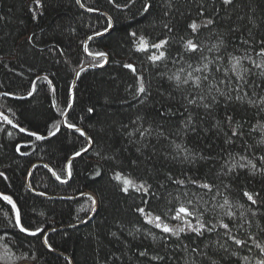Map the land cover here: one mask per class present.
<instances>
[{
	"label": "trees",
	"instance_id": "trees-1",
	"mask_svg": "<svg viewBox=\"0 0 264 264\" xmlns=\"http://www.w3.org/2000/svg\"><path fill=\"white\" fill-rule=\"evenodd\" d=\"M81 3L96 14L83 11L77 0H0V94L16 98H0V113L42 136L62 128L76 72L106 63L89 58L84 45L109 30L107 17L113 22L107 36L88 46L91 56L105 53L109 61L80 74L66 122L83 130L93 146L73 162L67 185L56 183L43 167L30 179L36 193L50 197L90 192L99 209L85 226L49 235L48 244L72 264L264 260V67L256 66L264 65V0ZM145 4L151 5L147 12ZM208 19L213 23L196 32L189 27ZM140 37L148 41L146 51L137 50ZM189 39L198 51L186 49ZM164 40V47H151ZM161 52V59H150ZM233 57L240 59L239 75ZM129 64L135 72L125 67ZM176 76L189 82L178 85ZM140 77L145 93H138ZM193 99L196 103H189ZM88 147L77 132L61 129L41 141L0 118V194L13 199L25 227L43 229L36 236L21 232L15 209L0 196V264H67L47 252L43 236L83 222L93 200L41 198L29 191L26 176L34 164L44 163L65 181L69 158ZM117 174L147 191L124 192ZM204 183L211 189L200 187ZM181 205L194 215L174 219ZM156 216L185 232L179 237L163 232L155 226ZM187 221L196 228L202 223L203 234L191 231ZM233 237L245 243L238 245Z\"/></svg>",
	"mask_w": 264,
	"mask_h": 264
},
{
	"label": "snow or ice",
	"instance_id": "snow-or-ice-1",
	"mask_svg": "<svg viewBox=\"0 0 264 264\" xmlns=\"http://www.w3.org/2000/svg\"><path fill=\"white\" fill-rule=\"evenodd\" d=\"M36 2H37V4H39V0H36ZM77 2L79 3L80 0H77ZM232 2H233V0H223V3H225V4H231ZM117 6L119 7V5H117ZM150 8H151V5L150 4H145L143 10L145 12H147V11H149ZM89 11H93V9H89ZM212 23H213V20L208 19V20L205 21L204 25H198L196 22H192L189 25V27L193 30V32H196L201 26L211 25ZM109 25H111V19L110 18H109ZM97 35H99V33H97ZM131 35L132 36H136V33L133 32V33H131ZM167 43H168V41L167 40H164V41H161L158 44L151 45V47L160 49V48L164 47ZM148 47H149L148 41L144 37H140L139 38V46H138V49L137 50H139V51H146L148 49ZM185 47H186L187 50H190L192 52H196L199 49V45L197 43H194L192 39H189L187 41ZM89 54L92 55V53H89ZM261 54L264 55V49H262ZM96 55L106 56L105 53H97ZM163 56H164V53L161 52L159 56H152V57H150V59H152L153 61H155V60L161 59ZM233 60L235 61V63L233 64V70L234 71H237V74L239 75V71L237 70V66L240 64V59L239 58H236V57H233ZM256 66L257 67H264V65H256ZM125 67L130 68V69H132L135 72L134 67L132 65H130V64L129 65H125ZM207 67L208 66L205 65L204 66V69L206 70ZM196 71H201V69H196ZM262 75H264V73H262ZM170 79H172V77H170ZM189 79H191V73H189ZM189 79H185V80L181 81L179 76H176L175 77V80L177 81V84L178 85L180 83L187 84L189 82ZM205 79H207V77H205ZM140 81L141 82L139 84L138 93H145L147 91V89L145 88V86L143 84V78L142 77H140ZM195 86L196 87H199L200 86V78L199 77H197L196 80H195ZM5 95H7V93H5ZM220 95H226V94L224 92H220ZM236 98L237 99H241V97H239V96H237ZM201 99H203V97H201ZM213 99H215V97H213ZM249 102L251 103V101H249ZM189 103L195 104L196 103V100L195 99L190 100ZM261 103H264V100H262ZM204 107L205 108H208V107H210V105L205 104ZM89 111L91 112L92 109L90 108ZM4 119H7V117H4ZM231 119H232L231 117H228V120L229 121H231ZM8 123L11 124L12 121L11 120H8ZM68 127L69 128H73L75 126L72 125V124H68ZM20 131L23 132V131H25V129L21 128ZM57 131H59V129H57ZM76 131H80V129L77 128ZM55 134H56L55 132L52 133V135H55ZM30 135H35V133H30ZM81 135H84V133L81 132ZM37 139H44V137L38 136ZM177 147H179V145ZM83 151H87V149H84ZM75 155L76 156H80L81 155V152H76ZM261 159H264V157H261ZM249 163H251V162H249ZM243 166L244 165H241V167H243ZM45 167H47V165H45ZM252 167L255 168L254 165H252ZM233 168H235V165H233ZM67 174H68V176H71V166H70V164L68 166ZM3 175H4L3 173H0V176H3ZM53 175H56V173L53 172ZM56 179L59 180L60 179V176L56 175ZM116 179L117 180H122L123 184L125 185V187L123 188V191L124 192H128L129 191V187L135 188L137 191H140L141 189H143L144 191H147V188H145L144 184H140L139 186H137L133 180H131L129 178H126V177L125 178H122L120 174H117L116 175ZM62 182H66V181H62ZM177 183H181L182 184V183H184V181H177ZM192 183L195 184L196 181L193 180ZM200 187L207 188V189H211L212 186L209 185V184H207V183H204V184H201ZM244 195L253 204H256L257 203L256 199L254 198V196L252 194H250L248 192H245ZM0 196H2L3 200L7 201V203L10 204L13 209H15V212H16V216H15L16 225L19 227V230L21 232L27 233L28 235H31V236H36L38 233H40V232L43 231V229H39V228H37L35 231H32L29 228L25 227L23 225V223L21 222V213H20V210H19V208H17V206H16L15 202L13 201V199L10 196L3 195V194H0ZM93 203H95L94 200H93ZM189 203H191V201H189ZM225 203H227V201H225ZM138 211H140L141 213H143L144 212V209L141 208V209H138ZM192 215H194V213L192 211H189V209L187 207H185L184 205H181L180 208H179V210H178V212H177V214L173 218L176 219V220H184L185 217L192 216ZM229 215H232V214L229 213ZM154 219L157 222L155 224V226L157 228H162V231L163 232L170 233L172 236L179 237L180 233L185 232V228L184 227H169L167 224L162 223L160 216H156ZM148 222L149 223H153V220L152 219H149ZM187 224H188L189 229L191 231L196 232L197 235H202L203 234L202 229L204 228V225L202 223H201V225H200L199 228L192 227L190 221H187ZM222 226L225 229H228L229 228V225L228 224H223ZM113 235H115V234H113ZM233 239L235 240V243L238 244V245H243L245 243V241L235 239V237H233ZM44 242H45V244H48V241H47V238L46 237L44 238ZM257 246L259 247V245H257ZM48 247H49V249H51V245L50 244H48ZM144 254L145 253H141V255H144ZM154 259H162V257H154ZM258 264H264V260L259 261Z\"/></svg>",
	"mask_w": 264,
	"mask_h": 264
},
{
	"label": "water",
	"instance_id": "water-1",
	"mask_svg": "<svg viewBox=\"0 0 264 264\" xmlns=\"http://www.w3.org/2000/svg\"><path fill=\"white\" fill-rule=\"evenodd\" d=\"M77 4H78L79 8H81L83 11H85V12H87V13H89V14H96V12H92V11H89V10L85 9V8L82 6L81 0H80L79 3L77 2ZM107 18H108V20H109V17H107ZM112 29H113V22H112V20H111V25H110L109 30H107L106 32H103V33H101V34H99V35H95V36H93V37H90L91 39L89 38V39L85 42L84 50H85L86 55H87L89 58L93 59V60L104 59L106 63H105L104 65L100 66V67H94V66L83 67V68H80V69L76 72V74H75V79H74V83H73V86H72V89H71V94H70V107H69V110H68V112L65 114V116H64V118H63V120H62V128H60L59 131H56V132H55V133H56L55 135H52V134H51L50 136H42V135H39V134L30 135L31 132H29V131H26V130H25V131L21 132V131H20L21 128H20L19 126H17V125H16V124H15L10 118H8L7 116H5L4 114L0 113V118H1V119H4V117H7V119H4V120L7 121V122H8V120H11L12 123H11L10 125H11V126L17 131V132H19L20 134H22V135H24V136H26V137H28V138L37 139L38 136L44 137V139H38V140H41V141H49V140L53 139L54 137H56V136L60 133L61 129L68 130V131H71V132H77V133H80V134H81V132L84 133V131L81 130V129H80V131H76L77 128H69L68 125H67V123H66V122H67V118H68V116H69V113H70V111H71V109H72V107H73V100H74V94H75L76 84H77V81H78V78H79L80 74H81L83 71H85V70H91V69H101V68H104V67L107 65V63H108V61H109L108 57H105V56H91V55H89V53H88V46H89V44H90L92 41H95V40H98V39H100V38H103V37L107 36V35L112 31ZM30 96H31V95H30ZM3 97H7V98H10V99H16L15 97L10 96V95L0 94V98H3ZM82 136H84L85 138H87V140L89 141V138L86 136L85 133H84V135H82ZM92 146H93L92 142L89 141V148L87 149V151L82 152L80 156H76V155L73 156L72 159L70 160V162H73L74 160H77V159H79L81 156L85 155V154L91 149ZM45 165H47V164H44V163H37V164H34V165L30 168V170H29V172H28V174H27V176H26V185H27V187H28V189H29V191H30L31 193H33V194H35V195H37V196H39V197H41V198H45V199L52 200V201H76V200H79V199L84 198V197L91 198L92 200L95 201V203H94V208H93L92 213H91V214H90V215H89V216H88L83 222H81L80 224L73 225V226H68V227H61V228L52 229V230H49L48 232H46V233L44 234V236H43V246H44V248L47 250V252H48L49 254H51L52 256H56V257H64L63 254L57 252V251L54 250L53 248L49 249L48 244H45V242H44V238H45V237L47 238L49 235H51V234H53V233L62 232V231H66V230H70V229H74V228H79V227H83V226H85V225L88 224L90 221H92L93 218L96 216L97 211H98V209H99V202H98V199H97L93 194H91L90 192H86V193H84V194H82V195L75 196V197H65V196L50 197V196H46V195H42V194H38V193H36V192L31 188V186H30V179H31V176H32L33 170H34L36 167H43V168H45V169L47 170V172L50 174V176L54 179V181H55L56 183L60 184V185H66V184L69 183V181L71 180V176H68V174H67V180H66V182H62V180H60V179H59V180L56 179V175H53V172H54L53 169H52L49 165H47V167H45ZM22 264H29V263H22Z\"/></svg>",
	"mask_w": 264,
	"mask_h": 264
},
{
	"label": "flooded vegetation",
	"instance_id": "flooded-vegetation-1",
	"mask_svg": "<svg viewBox=\"0 0 264 264\" xmlns=\"http://www.w3.org/2000/svg\"><path fill=\"white\" fill-rule=\"evenodd\" d=\"M83 138H84L85 142L88 143L87 138H85L84 136H83ZM73 156H75V154L72 155V156L69 158V160H68V162H67V164H66V166H65V169H66V175H67V170H68V166H69V164H70V166H72L73 162H75V161H77V160H79V159L82 158V157H80L79 159L74 160L73 162H70V160L72 159ZM66 180H67V178H66ZM66 180H65V181H66ZM70 181H71V180H70ZM70 181H69V182H70ZM67 184H68V183H67ZM67 184H66V185H67ZM57 258H59V259H64V260L67 262V264H72V260H71L69 257L65 256V255H64V257H57Z\"/></svg>",
	"mask_w": 264,
	"mask_h": 264
},
{
	"label": "bare ground",
	"instance_id": "bare-ground-1",
	"mask_svg": "<svg viewBox=\"0 0 264 264\" xmlns=\"http://www.w3.org/2000/svg\"><path fill=\"white\" fill-rule=\"evenodd\" d=\"M89 141H90V140H89ZM89 141H88V144H89ZM90 142H91V141H90ZM88 148H89V147H88ZM88 152H89V151H88ZM88 152H87V153H88ZM87 153H86V154H87ZM92 211H93V210H92ZM91 213H92V212H91ZM91 213H90V214H91ZM90 214H89V215H90Z\"/></svg>",
	"mask_w": 264,
	"mask_h": 264
},
{
	"label": "rangeland",
	"instance_id": "rangeland-1",
	"mask_svg": "<svg viewBox=\"0 0 264 264\" xmlns=\"http://www.w3.org/2000/svg\"><path fill=\"white\" fill-rule=\"evenodd\" d=\"M92 194V193H91Z\"/></svg>",
	"mask_w": 264,
	"mask_h": 264
}]
</instances>
